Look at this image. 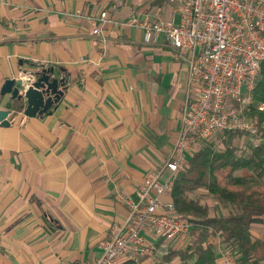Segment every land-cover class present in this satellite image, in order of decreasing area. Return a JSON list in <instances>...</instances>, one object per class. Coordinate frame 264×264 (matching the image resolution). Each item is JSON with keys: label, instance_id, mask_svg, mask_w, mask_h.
Masks as SVG:
<instances>
[{"label": "crops", "instance_id": "obj_1", "mask_svg": "<svg viewBox=\"0 0 264 264\" xmlns=\"http://www.w3.org/2000/svg\"><path fill=\"white\" fill-rule=\"evenodd\" d=\"M103 10L111 21L98 18ZM172 11L164 0H0V87L37 64L66 81L49 112L20 111L0 125V264H93L125 221L121 197L165 161L187 84L162 36L147 42L143 30L112 21ZM9 99L0 95V108ZM263 229L264 216L251 233L264 240ZM144 237L136 264H182L174 252L192 234ZM207 243L220 264V236Z\"/></svg>", "mask_w": 264, "mask_h": 264}, {"label": "built area", "instance_id": "obj_2", "mask_svg": "<svg viewBox=\"0 0 264 264\" xmlns=\"http://www.w3.org/2000/svg\"><path fill=\"white\" fill-rule=\"evenodd\" d=\"M164 1L173 10L168 19L132 13L112 22L143 30L147 42L162 36L185 63L187 89L173 146L161 165L146 171L134 196L121 197L128 215L110 228L93 264L137 261L148 252V230L164 241L189 233L192 223L175 212L171 193L174 178L198 141L223 130L242 131L252 145L264 139L258 122L246 114L250 107L264 110V101L252 93L264 67V0ZM98 18L111 21L105 10ZM29 71L20 73L26 82L32 79ZM218 254L220 264H238L229 248L220 247Z\"/></svg>", "mask_w": 264, "mask_h": 264}, {"label": "trees", "instance_id": "obj_3", "mask_svg": "<svg viewBox=\"0 0 264 264\" xmlns=\"http://www.w3.org/2000/svg\"><path fill=\"white\" fill-rule=\"evenodd\" d=\"M49 66L37 64L38 69ZM65 84L66 81L64 87ZM252 93L255 100L263 101L264 67L260 69ZM23 105L21 99L10 98L6 103L12 110L11 117L20 112ZM256 115L264 133V110H259ZM232 133L228 131L224 137L225 149H217L214 143L205 144L187 156L183 169L174 178L171 196L175 212L192 223L191 241L174 252L182 264H217L212 244L207 243L209 237L216 235L235 253L238 264H264V240L251 233V225L264 216V180L261 179L264 139L258 145L248 141L246 149L237 155V148L230 144ZM239 168L251 169L255 176H234V170ZM201 187L231 208L211 215L208 205L198 203L190 196ZM118 264H136V261L127 259Z\"/></svg>", "mask_w": 264, "mask_h": 264}, {"label": "water", "instance_id": "obj_4", "mask_svg": "<svg viewBox=\"0 0 264 264\" xmlns=\"http://www.w3.org/2000/svg\"><path fill=\"white\" fill-rule=\"evenodd\" d=\"M32 79L7 78L0 87V95L9 94L11 99H21L24 103L21 112L27 116L47 113L58 103L64 91L65 78L53 66L30 70ZM28 84V85H26ZM10 108H0V125L10 124Z\"/></svg>", "mask_w": 264, "mask_h": 264}, {"label": "rangeland", "instance_id": "obj_5", "mask_svg": "<svg viewBox=\"0 0 264 264\" xmlns=\"http://www.w3.org/2000/svg\"><path fill=\"white\" fill-rule=\"evenodd\" d=\"M178 19H179L178 15H175V18H174L175 23L178 22ZM263 101H264V99H263ZM6 103H5V105H6ZM1 105H3V104L1 103ZM258 111L259 110L257 108L250 107L249 110L246 111V114L258 122V118L256 115V113ZM262 124H264V120L262 121ZM228 131H229V133H230V131L233 132L232 134L234 136L232 135V137L230 138L231 139L230 144L237 148V151L235 153L237 155H240L242 150L246 149V147L248 146L247 145L248 141H250V140L248 139V136L245 133H243L242 131H238V130H228ZM228 131L223 130L221 132H218L211 139H208L205 141H203V140L198 141L199 144L197 143L198 145H196L193 148V150L191 151V154H193L194 151L199 150L202 147V145H205V144H213L214 143V145L216 146L217 149H221V150L225 149L226 143L224 142V137ZM233 175L234 176H242L243 175L244 177H249V176L254 177L255 172H253L251 169L239 168V169L234 170ZM261 179L264 180V173L261 175ZM190 196L193 197L198 203L205 204V205H208V207H212V208L216 209L215 213L225 212L231 208L228 204H224L222 202L217 201L215 199V197L212 194L207 193L203 187L198 188V189L194 190L193 192H191ZM256 226L257 225H253V230L255 232L257 230ZM257 231H258V233L261 232L260 229H258ZM263 232H264V229H263Z\"/></svg>", "mask_w": 264, "mask_h": 264}]
</instances>
